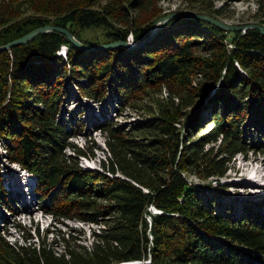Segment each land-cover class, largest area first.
<instances>
[{"label":"trees","instance_id":"trees-1","mask_svg":"<svg viewBox=\"0 0 264 264\" xmlns=\"http://www.w3.org/2000/svg\"><path fill=\"white\" fill-rule=\"evenodd\" d=\"M199 2L195 9L219 10ZM263 2H258L260 12ZM18 6L13 0L0 2V46L44 25L64 27L88 45L129 35L139 42L149 31L127 11H143L145 0H127V7L100 0H48L47 7L37 10L51 18L15 20L12 10ZM259 23L264 26V13ZM175 25L189 31H172ZM86 31H99L102 42L83 37ZM71 77L84 78L85 84L77 79L78 89L93 101H101L110 87L120 108L133 106L142 96L152 104L146 105L143 119L129 126L105 120L96 127L104 132L108 153L100 170L79 165L78 156L94 152L70 141L80 127L71 132L57 118ZM161 86L165 97L150 95ZM262 99L264 35L254 27L226 30L176 17L151 42L134 49L84 51L53 30L0 49V144L6 159L35 176V190L49 194L48 211L55 218L99 225L87 245L78 242V230L76 236L57 231L61 245L32 240L28 232L23 242H9L1 234L3 225L0 264H264V222L248 208L237 218L218 212L215 197L203 200L188 179L224 177L236 154L264 150L242 136L248 105ZM204 102L222 107L211 112L207 132L196 136L202 118L193 107ZM186 116L193 126L187 131L178 127ZM8 193L0 173V206L12 209ZM34 231L39 235L38 227Z\"/></svg>","mask_w":264,"mask_h":264},{"label":"rangeland","instance_id":"rangeland-1","mask_svg":"<svg viewBox=\"0 0 264 264\" xmlns=\"http://www.w3.org/2000/svg\"><path fill=\"white\" fill-rule=\"evenodd\" d=\"M2 1L3 0H0V2ZM35 1L36 2L34 3H29L28 0H13V2L18 3L19 6L12 10L13 15L11 17L15 18V20L34 15L51 18V13H48L45 10H37V8L44 9L47 7L48 0ZM100 1L104 4L109 1L116 3L122 2L125 7H127V0ZM202 1L212 4V9H219L218 12L210 10L205 12L200 9H195V6L200 4L199 0H147V3L145 0L143 11L127 8L129 15L139 16L138 19H140L139 23L141 26L144 24L149 25L147 35L141 40L145 41L138 47H143L145 44L149 43V41L151 42L157 32L164 27V24L167 25L171 19L176 17H187L181 15V13H201L211 17L215 16L214 18L227 24L240 26L241 28L239 30L241 31L248 28H243V26L246 25H261L259 22L261 19V13H264V2L260 12V5L258 4L259 0ZM164 17H167L168 19L157 29L159 20ZM172 29V31L179 30L184 33L189 28L186 25H175ZM171 30H169V33H171ZM151 31L155 34L149 36ZM83 37L92 41L100 40V42H102V34L99 31H93L92 33L88 31L83 32ZM127 40L133 44L141 42H135L132 39V35H129ZM228 46H231V44H228ZM117 47L125 46L119 45L114 48ZM114 48L96 49L95 51L112 50ZM61 51V54L64 55L65 46L61 47ZM195 51L197 53L200 52L197 49ZM77 79L78 78L71 77L67 80V96L64 97V100L60 105L57 118L58 121H64L65 128L71 132L74 127H80L81 131L71 136L69 138L70 141L79 147L85 148L88 146V151L91 148L94 152V155L92 156H78L77 159L79 165L82 168H96L100 170L101 160L107 159L108 153L104 143V132L96 127L100 125L101 121L105 120H109L111 123L120 124L121 126H129L134 122L143 119L148 113V107L146 105L149 106L152 104L149 102L147 96H142L136 98V101L134 100L132 102L134 103L133 106L128 105L120 108V105L118 104V96L110 87H108L104 98L101 101L96 102L79 91ZM78 80L85 84L84 78ZM154 92L150 93V95H153L154 97H165L167 90L165 86H161L157 92ZM211 93H213V91H211ZM248 101L250 105V99H248ZM205 102L202 104L196 103L193 107V110H195L196 113L198 112L200 118H202L200 124L202 128L196 131V136H200L207 132L211 126V112L215 109L220 110L222 107L221 104H217L216 107H214L212 102L207 104ZM203 104H205V107L200 108ZM259 104L260 106H258ZM249 105L242 126V136L255 148L263 147L264 149V99L260 100L259 103H252V107ZM62 118L66 119L63 120ZM188 118H190V116L183 118V121L178 127L183 130L186 129V131L188 129L191 130L193 126L192 124H189L190 121ZM218 142L219 141L217 140L215 142L207 143L205 148L213 144L216 146ZM66 153H72V150L67 148ZM5 154L6 150L3 148V145L0 144V173L5 187L9 190L8 200L12 205V209L0 206V227H3V225L6 227V231L1 230V234L4 238L9 242H23L24 235L27 236L26 232H28L29 235H31L32 240L39 241L42 238L47 241L57 240L59 241V245H61L62 241H60V236L56 233L57 231L76 236L74 231L78 230L81 232V238L78 242L84 245L89 244L92 230H97L99 225L79 221L74 217L55 218V216L48 211L51 203L49 194L41 195L35 190V176L27 170L19 167L16 163H10L6 159ZM263 174L264 150H260L257 152H249L246 156L241 153L236 154L232 157L230 161V169L224 177L202 180L196 175H188V179L200 189L203 200L208 197H215V204L213 207L218 212L228 213L237 218L241 217L245 210H247L246 208H248L250 214L257 216L259 221L261 220L264 222ZM151 212L155 213L157 210L152 207ZM17 225H21L24 228V231H19ZM34 227L39 228V235L34 231ZM46 229L50 230L47 235L45 234ZM59 247L61 248V246ZM133 262H136L137 264L140 263V261H131L118 264H130ZM257 263L259 264L260 262Z\"/></svg>","mask_w":264,"mask_h":264},{"label":"water","instance_id":"water-1","mask_svg":"<svg viewBox=\"0 0 264 264\" xmlns=\"http://www.w3.org/2000/svg\"><path fill=\"white\" fill-rule=\"evenodd\" d=\"M181 15L187 16V17H191V18H195V19H200V20H204L207 21L215 26H218L222 29H226V30H237L240 29V26H235V25H230L227 24L223 21H220L214 17H211L209 15L206 14H201V13H181ZM167 17L161 18L159 20V25L157 26V29L162 26L164 24V22L167 20ZM157 23V22H156ZM155 23V24H156ZM244 27H254L257 28L259 30V32L264 35V26L259 25V24H251V25H246L243 26ZM58 31L60 33H63L67 36V38L77 47L83 49V50H96V49H111L114 48L116 46L122 45L125 46L128 49H133L135 47L140 46V44H142V42H144L145 40L139 42V43H130L128 40H115V41H110V42H105V43H100V44H96V45H88L85 44L83 42H81L80 40H78L70 31H68L66 28L64 27H60V26H54V25H44V26H39L31 31H29L28 33L24 34L23 36H21L18 39H15L14 41H11L5 45L0 46V49L2 48H7L16 44H21V43H25L28 40H30L32 37H34L37 34H41L43 32H47V31ZM154 30V27H153ZM155 34L154 32L151 31V33L149 34V36ZM136 262L130 263V264H135ZM137 264V263H136Z\"/></svg>","mask_w":264,"mask_h":264},{"label":"bare ground","instance_id":"bare-ground-1","mask_svg":"<svg viewBox=\"0 0 264 264\" xmlns=\"http://www.w3.org/2000/svg\"><path fill=\"white\" fill-rule=\"evenodd\" d=\"M262 177L264 178V174L262 175Z\"/></svg>","mask_w":264,"mask_h":264}]
</instances>
